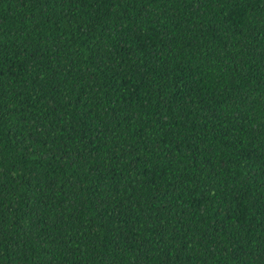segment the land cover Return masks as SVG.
Returning <instances> with one entry per match:
<instances>
[{
  "label": "trees",
  "instance_id": "obj_1",
  "mask_svg": "<svg viewBox=\"0 0 264 264\" xmlns=\"http://www.w3.org/2000/svg\"><path fill=\"white\" fill-rule=\"evenodd\" d=\"M0 264H264V0H0Z\"/></svg>",
  "mask_w": 264,
  "mask_h": 264
}]
</instances>
